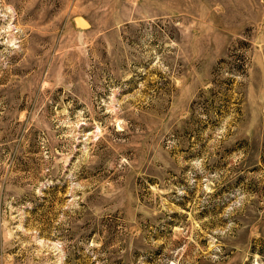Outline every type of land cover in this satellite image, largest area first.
<instances>
[{
    "label": "rangeland",
    "instance_id": "obj_1",
    "mask_svg": "<svg viewBox=\"0 0 264 264\" xmlns=\"http://www.w3.org/2000/svg\"><path fill=\"white\" fill-rule=\"evenodd\" d=\"M0 264H264V0H0Z\"/></svg>",
    "mask_w": 264,
    "mask_h": 264
},
{
    "label": "water",
    "instance_id": "obj_2",
    "mask_svg": "<svg viewBox=\"0 0 264 264\" xmlns=\"http://www.w3.org/2000/svg\"><path fill=\"white\" fill-rule=\"evenodd\" d=\"M74 21L77 25L83 27V28H87L90 26L89 22L87 19H85L83 16L81 15H77L74 17Z\"/></svg>",
    "mask_w": 264,
    "mask_h": 264
}]
</instances>
